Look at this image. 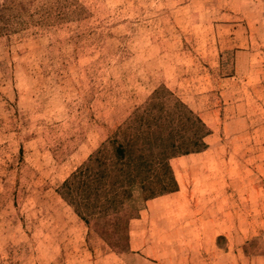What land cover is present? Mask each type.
<instances>
[{"label":"rangeland","instance_id":"1","mask_svg":"<svg viewBox=\"0 0 264 264\" xmlns=\"http://www.w3.org/2000/svg\"><path fill=\"white\" fill-rule=\"evenodd\" d=\"M0 264H264V0H0Z\"/></svg>","mask_w":264,"mask_h":264},{"label":"trees","instance_id":"2","mask_svg":"<svg viewBox=\"0 0 264 264\" xmlns=\"http://www.w3.org/2000/svg\"><path fill=\"white\" fill-rule=\"evenodd\" d=\"M196 119L200 123H202L199 118H196ZM202 125H203V123H202ZM144 133H145L144 138L141 137L139 142L133 140L132 138H129L126 141L127 146L130 147V148H128L127 151H126V148L123 144H118V145L114 146L116 158L118 157V159H124L123 157H125V152H127V158L129 159L128 161H129V163H132V165H133V167L131 169L134 170V172H135V170H139V173L142 172V170H143V172H145V170L148 169V167L151 165L150 164L151 160L146 159L145 153L149 152L153 148L158 149L161 147L162 151L158 153L159 155L157 158L155 157L156 162H157L156 165L159 168H162L164 170H167V169L170 170L171 176H170L169 180L166 178V182L164 180H162L164 178H161V180L158 179V181H159L158 185L161 186V188L159 189V192L166 190L168 188H174L176 186V181H175L174 176L171 172V168L167 162V155L170 154V156L171 155L173 156L174 154L180 152L178 150L186 149L183 146L184 144H182V143L180 144V143L175 142L174 141L175 138H173V136L171 135L170 130L166 131V134H164L163 132H161V133L160 132H144ZM193 143H194L193 145H197L198 148L205 146V144L201 140H195ZM93 161H96V158H94ZM87 170H89L88 165H87V167L85 166L83 169L81 168L79 171L75 172V175H74L75 178H80L81 176H83L87 172ZM128 170H130V169H128ZM131 172H133V171H131ZM128 175H130L131 177L134 176L133 173L132 174L128 173ZM130 181H132L130 183H133V182H135V179H131ZM141 181L143 182V185H142V187H144L143 191L148 189V188H150V189L153 188V187H150L151 183L145 182L144 180H141ZM119 201L120 200H119V198H117V196L116 197L113 196L112 200L110 202H107V205L103 206V207L105 208V210L110 209V208H112V210H114L115 209L114 206H116V204H118ZM76 212L82 219H85V217L82 216L80 210H77Z\"/></svg>","mask_w":264,"mask_h":264}]
</instances>
